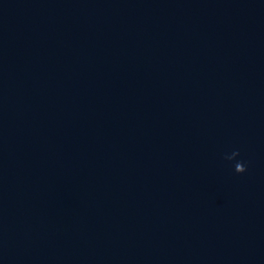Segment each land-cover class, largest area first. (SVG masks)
Returning a JSON list of instances; mask_svg holds the SVG:
<instances>
[{
	"label": "water",
	"instance_id": "95a60500",
	"mask_svg": "<svg viewBox=\"0 0 264 264\" xmlns=\"http://www.w3.org/2000/svg\"><path fill=\"white\" fill-rule=\"evenodd\" d=\"M0 264H264V0H0Z\"/></svg>",
	"mask_w": 264,
	"mask_h": 264
},
{
	"label": "clouds",
	"instance_id": "9594fccd",
	"mask_svg": "<svg viewBox=\"0 0 264 264\" xmlns=\"http://www.w3.org/2000/svg\"><path fill=\"white\" fill-rule=\"evenodd\" d=\"M239 155H240L239 151H234L230 156H227L226 159L235 160L236 157H238ZM235 171L238 174H244L247 171V169L242 162H237L235 164Z\"/></svg>",
	"mask_w": 264,
	"mask_h": 264
}]
</instances>
